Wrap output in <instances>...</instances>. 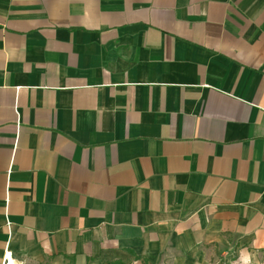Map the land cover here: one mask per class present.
<instances>
[{
	"label": "crops",
	"instance_id": "1",
	"mask_svg": "<svg viewBox=\"0 0 264 264\" xmlns=\"http://www.w3.org/2000/svg\"><path fill=\"white\" fill-rule=\"evenodd\" d=\"M264 264V0H0V264Z\"/></svg>",
	"mask_w": 264,
	"mask_h": 264
},
{
	"label": "built area",
	"instance_id": "2",
	"mask_svg": "<svg viewBox=\"0 0 264 264\" xmlns=\"http://www.w3.org/2000/svg\"><path fill=\"white\" fill-rule=\"evenodd\" d=\"M2 264H19V263L15 261V259L12 256V253L6 250L3 256Z\"/></svg>",
	"mask_w": 264,
	"mask_h": 264
}]
</instances>
